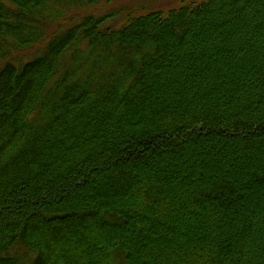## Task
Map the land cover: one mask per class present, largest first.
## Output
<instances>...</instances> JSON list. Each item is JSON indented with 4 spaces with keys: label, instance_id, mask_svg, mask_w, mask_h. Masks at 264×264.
Returning <instances> with one entry per match:
<instances>
[{
    "label": "trees",
    "instance_id": "obj_1",
    "mask_svg": "<svg viewBox=\"0 0 264 264\" xmlns=\"http://www.w3.org/2000/svg\"><path fill=\"white\" fill-rule=\"evenodd\" d=\"M101 1L0 0V264H264V0Z\"/></svg>",
    "mask_w": 264,
    "mask_h": 264
},
{
    "label": "rangeland",
    "instance_id": "obj_2",
    "mask_svg": "<svg viewBox=\"0 0 264 264\" xmlns=\"http://www.w3.org/2000/svg\"><path fill=\"white\" fill-rule=\"evenodd\" d=\"M204 1L206 0H108L107 2L101 1V3L97 4L99 7L94 9H70L68 12L65 10L67 16H65L64 19L74 24L77 21L78 16H81L82 14H93V16H96L97 18H103V23L100 29L117 31L126 27L132 19L147 16L152 13L167 16L170 13L181 9L193 10L204 3ZM46 31L50 32L49 29H46ZM38 47L39 46L34 48L33 51L37 52ZM27 54V52L24 53V55ZM182 95L190 96L191 94L184 93Z\"/></svg>",
    "mask_w": 264,
    "mask_h": 264
}]
</instances>
